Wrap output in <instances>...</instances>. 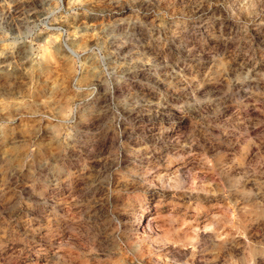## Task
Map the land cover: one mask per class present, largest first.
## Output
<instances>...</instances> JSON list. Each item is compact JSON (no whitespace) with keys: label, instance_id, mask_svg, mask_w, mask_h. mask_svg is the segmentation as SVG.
I'll list each match as a JSON object with an SVG mask.
<instances>
[{"label":"clouds","instance_id":"1","mask_svg":"<svg viewBox=\"0 0 264 264\" xmlns=\"http://www.w3.org/2000/svg\"><path fill=\"white\" fill-rule=\"evenodd\" d=\"M264 264V0H0V264Z\"/></svg>","mask_w":264,"mask_h":264},{"label":"rangeland","instance_id":"2","mask_svg":"<svg viewBox=\"0 0 264 264\" xmlns=\"http://www.w3.org/2000/svg\"><path fill=\"white\" fill-rule=\"evenodd\" d=\"M197 264H198V261H197Z\"/></svg>","mask_w":264,"mask_h":264}]
</instances>
